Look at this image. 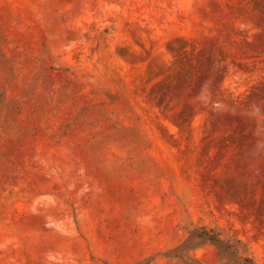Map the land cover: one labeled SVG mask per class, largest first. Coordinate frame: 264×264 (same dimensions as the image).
<instances>
[{
    "label": "rangeland",
    "instance_id": "rangeland-1",
    "mask_svg": "<svg viewBox=\"0 0 264 264\" xmlns=\"http://www.w3.org/2000/svg\"><path fill=\"white\" fill-rule=\"evenodd\" d=\"M264 264V0H0V264Z\"/></svg>",
    "mask_w": 264,
    "mask_h": 264
},
{
    "label": "trees",
    "instance_id": "trees-1",
    "mask_svg": "<svg viewBox=\"0 0 264 264\" xmlns=\"http://www.w3.org/2000/svg\"><path fill=\"white\" fill-rule=\"evenodd\" d=\"M199 238L216 248L220 264H256L245 243L235 237L225 236L222 231L203 228Z\"/></svg>",
    "mask_w": 264,
    "mask_h": 264
}]
</instances>
